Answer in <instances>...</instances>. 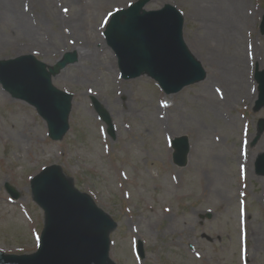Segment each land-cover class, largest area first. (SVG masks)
<instances>
[{"label": "rangeland", "instance_id": "obj_1", "mask_svg": "<svg viewBox=\"0 0 264 264\" xmlns=\"http://www.w3.org/2000/svg\"><path fill=\"white\" fill-rule=\"evenodd\" d=\"M18 1L0 0V61L31 55L53 66L65 53H75L77 62L52 78L55 88L73 95L69 130L60 142L49 139L33 107L0 86V252L37 251L45 218L30 183L57 166L114 222L108 235L113 264H246L242 251L252 246L248 255L264 264V228L257 229L264 224V177L254 168L264 154V106L255 109L254 77L264 71V0H151L144 7L171 5L181 13L184 43L206 72L203 81L171 95L147 76L120 78L105 43L110 14L137 0ZM228 24L235 27L231 37ZM224 58L236 68L237 60L244 61L251 95L241 82L230 95L222 94ZM202 96L219 102L220 111L200 110ZM91 97L110 114L114 140ZM182 136L190 152L179 168L170 142ZM6 183L18 199L10 198ZM243 220L253 221L257 234L250 238ZM138 240L143 260L135 254Z\"/></svg>", "mask_w": 264, "mask_h": 264}, {"label": "water", "instance_id": "obj_2", "mask_svg": "<svg viewBox=\"0 0 264 264\" xmlns=\"http://www.w3.org/2000/svg\"><path fill=\"white\" fill-rule=\"evenodd\" d=\"M151 0H138L125 10L113 13L103 32L107 46L117 59L123 80L148 76L166 95L199 83L206 77L201 64L183 40V17L171 5L145 11ZM264 35V14L260 24ZM77 62L75 53H65L54 65L47 66L31 55L0 61V85L14 100L33 107L44 120L52 141H61L69 130L73 96L52 85V78L66 66ZM258 99L255 109L264 106V71L256 72ZM98 118L106 125L107 135L115 139L111 117L102 104L90 98ZM264 122L259 129L263 130ZM172 161L185 167L190 151L186 137L171 141ZM255 172L264 177V154L257 157ZM5 191L16 200L19 193L9 184ZM35 203L45 215L38 250L32 255H4L0 264H113L108 258L109 232L114 222L91 199L75 190L57 166L43 170L31 180ZM206 214V218H210ZM136 254L145 257L143 243L137 241Z\"/></svg>", "mask_w": 264, "mask_h": 264}, {"label": "bare ground", "instance_id": "obj_3", "mask_svg": "<svg viewBox=\"0 0 264 264\" xmlns=\"http://www.w3.org/2000/svg\"><path fill=\"white\" fill-rule=\"evenodd\" d=\"M15 2H19V1L15 0ZM232 9H234V11H237L238 8L235 6ZM234 31H235V27L233 25H229L228 24V27L226 26V32L228 33V37L229 36L230 37L233 36L235 34ZM90 45H94V44L90 43ZM246 53H247V55H250L251 54L250 49ZM77 54H78V56H80V59H82V60H86L87 59L86 52H80V50H79ZM248 58L249 57L247 56V59ZM223 60H224L223 64L226 62V65H227V69L225 70L226 71L225 72L226 75H223V79H224L225 76H227V80H226L225 83L222 82L224 84V88H225V90H222V94L223 95H227V96L230 95V93L233 91V86L232 85L241 82L243 85L245 84V86H247V95H251L252 91H253L252 90L253 87H252V84L248 82V77H245L246 72H249V71L244 66V61L237 60L236 62L239 63V66L236 68L233 65L235 63V61L233 59L224 58ZM199 99H200V101L202 103V106L199 107L200 110H202V111L208 110L210 112H214V111L215 112H219L220 111L218 109V108H220L219 102H217L211 96H206V97L202 96ZM54 142H60V141H54ZM240 153H241L242 157L245 156L246 151L244 150V148H241ZM214 159H215V161L219 162V157H215ZM255 162H256V160H255ZM253 223H254L253 221H250L248 223L245 220L242 221V224L244 226H246L247 228H249V233H250L249 236H250V238L253 235L257 234L256 233L257 231H255L256 228L252 227ZM263 228H264V224H261V225H259V227L257 229L261 230ZM136 244H137V242H136ZM253 249H254V247L252 246L251 249H244L242 251V254L244 256V260H245L246 264H254L253 256L248 255V253L251 252ZM255 249H257V248L255 247Z\"/></svg>", "mask_w": 264, "mask_h": 264}]
</instances>
